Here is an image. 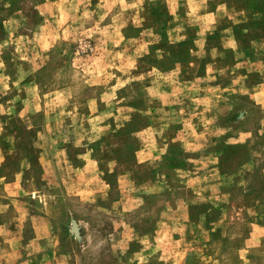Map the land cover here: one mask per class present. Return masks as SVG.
<instances>
[{
  "label": "rangeland",
  "instance_id": "rangeland-1",
  "mask_svg": "<svg viewBox=\"0 0 264 264\" xmlns=\"http://www.w3.org/2000/svg\"><path fill=\"white\" fill-rule=\"evenodd\" d=\"M0 264H264V0H0Z\"/></svg>",
  "mask_w": 264,
  "mask_h": 264
}]
</instances>
